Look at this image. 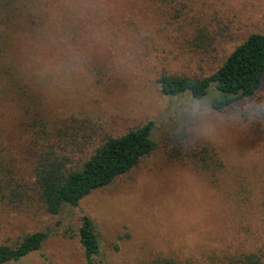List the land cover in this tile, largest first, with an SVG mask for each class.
Returning a JSON list of instances; mask_svg holds the SVG:
<instances>
[{
	"label": "rangeland",
	"instance_id": "1",
	"mask_svg": "<svg viewBox=\"0 0 264 264\" xmlns=\"http://www.w3.org/2000/svg\"><path fill=\"white\" fill-rule=\"evenodd\" d=\"M44 1L21 0L19 16L0 27L1 117L10 120L15 108L1 92L10 71L75 164L106 138L150 121L156 149L56 216L36 205L0 207V244L49 233L39 251L7 264H85L83 215L105 264H220L263 248L264 124L244 126L234 111L264 102V78L253 99L220 112L209 105L214 92L199 101L168 97L157 81L201 78L249 34L264 35V0ZM48 17L60 34L46 33ZM19 162L28 177L29 160Z\"/></svg>",
	"mask_w": 264,
	"mask_h": 264
},
{
	"label": "trees",
	"instance_id": "2",
	"mask_svg": "<svg viewBox=\"0 0 264 264\" xmlns=\"http://www.w3.org/2000/svg\"><path fill=\"white\" fill-rule=\"evenodd\" d=\"M155 1L163 3L167 0ZM20 3L21 0H0V27L14 19ZM56 17L59 20L60 15L56 14ZM64 26L66 31L72 28L71 25ZM44 28L46 33L50 31L58 35L62 26L48 17ZM4 37L5 32L0 31V56L6 46ZM7 69L1 75L6 77ZM9 76V82L3 84L1 92L15 108L10 120L0 115V207L28 210L36 205L46 214L56 216L65 206L76 207L91 192L108 186L129 172L156 149L152 139L154 124L150 121L117 137L106 138L77 165L66 151L61 149L59 152L61 141L47 129L41 112L32 111L27 95L24 96L25 92L10 71ZM263 78L264 35L253 33L210 74L201 78L161 76L157 84L160 92L168 97L188 94L199 101L214 92L209 105L212 110L220 112L253 99ZM11 80L12 87L9 85ZM16 90L19 98L14 99ZM19 157L31 164L28 177L22 172ZM80 223L78 239L85 264H95V261L105 264L98 260L100 243L92 220L83 215ZM48 234L47 231L31 232L12 245L0 244V264L16 262L39 251ZM220 264H264V247Z\"/></svg>",
	"mask_w": 264,
	"mask_h": 264
},
{
	"label": "clouds",
	"instance_id": "3",
	"mask_svg": "<svg viewBox=\"0 0 264 264\" xmlns=\"http://www.w3.org/2000/svg\"><path fill=\"white\" fill-rule=\"evenodd\" d=\"M234 119L244 126L261 123L264 124V102L250 101L244 105L239 106L234 111ZM205 136L204 138H206ZM179 143L184 148L192 146V142L187 137L178 136Z\"/></svg>",
	"mask_w": 264,
	"mask_h": 264
}]
</instances>
